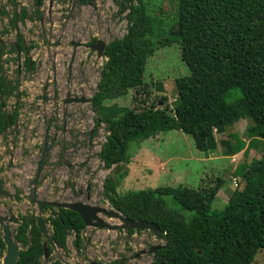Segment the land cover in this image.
I'll use <instances>...</instances> for the list:
<instances>
[{
    "label": "trees",
    "instance_id": "1",
    "mask_svg": "<svg viewBox=\"0 0 264 264\" xmlns=\"http://www.w3.org/2000/svg\"><path fill=\"white\" fill-rule=\"evenodd\" d=\"M147 1L116 0L122 11L128 7L126 33L107 44L92 96L94 122L107 132L99 157L106 169L115 165L103 182V196L126 217L159 228L163 247L155 250L151 264H253L257 253L264 251V152L234 166L231 172L237 179L231 180L230 190L224 189L229 197L221 208L213 204L225 181L217 175L197 188L164 185L121 195L116 188L127 175L120 166L130 162L129 143L139 145L160 132L180 130L191 136L205 158L219 146L223 156L240 151L246 156L264 146V0H172L168 13L160 12V6L159 11L152 10ZM25 15L23 8L20 19ZM173 44L179 45L189 74L174 80L176 97L171 105L164 95L157 104L145 106V101L134 107L113 101L129 92L137 101L148 58ZM155 86L162 90L160 82ZM16 89L0 64V126L6 99ZM232 92L239 96L228 100ZM241 119L250 121L245 139L237 135L230 136L234 143L216 139L215 134L225 133ZM47 211L56 247L66 250L73 234V246L81 253L85 224L80 215L65 208ZM19 218L21 223L13 228L20 244L17 264H43L41 231L35 224L29 226L27 215ZM4 251L0 231V253ZM52 251L49 247V255Z\"/></svg>",
    "mask_w": 264,
    "mask_h": 264
},
{
    "label": "rangeland",
    "instance_id": "2",
    "mask_svg": "<svg viewBox=\"0 0 264 264\" xmlns=\"http://www.w3.org/2000/svg\"><path fill=\"white\" fill-rule=\"evenodd\" d=\"M171 1L149 0L147 2L152 10L159 11L157 7L160 6V12L168 13L172 10ZM52 2L54 5L52 17L55 19L54 24L57 25H53V28H57L59 24L64 25L68 19V27L77 32V36L82 32L83 35L85 34L84 26L88 27L87 30L90 33L94 29L101 38H108L110 41L126 33L125 15L128 11L127 9L122 11L116 0H98V6L95 9L77 7L74 13L68 14L69 17L65 16L69 13L72 0H52ZM41 3L47 4L49 0H42ZM17 7L19 10L24 7L27 13H30L28 19L24 18L19 22V34L24 39V45L27 47L33 45L34 48L30 49V54L37 59L40 53L39 61H43L45 57L41 41L46 36L47 16L43 17L42 22L39 16L33 18L36 16L32 8L35 7L33 0H17ZM1 9L8 12V15L0 14V39L5 41L3 47L4 54L6 53V56L3 54L0 57V64L7 75L15 77L12 80L17 82V89L19 86L24 88L22 91L25 94L20 97L24 102L21 109L31 110L32 107L29 104L33 94L29 88L34 87V84L30 83L33 77L28 76L27 73L18 75L16 69L20 60L9 50V44L14 40V36L10 30H7V33L2 31V28L7 29L6 19L11 17L14 8L8 0H0ZM38 13L42 14L40 9ZM43 24H45L44 28ZM58 29L61 27L59 26ZM101 63L95 61V65L92 66L94 71L89 75V84L85 79V85L89 87L88 95L95 91ZM188 74V68L180 59L178 44L157 49L146 62L143 76L144 89L139 90L137 101L131 99L133 92L113 101L129 107L138 106V101H145L146 103L142 105L145 106L152 102L157 104L158 98L164 95L171 105L176 97L174 80ZM93 76L96 77L91 80ZM157 82L162 84L161 91H158L155 86ZM238 96V92H232L227 99L232 100ZM12 102L13 97L6 99L8 111L11 109ZM40 108L39 114L31 111L32 114L19 118L23 121V125L27 124L29 127L23 126L18 130H6L0 133V183L3 191L10 194L8 197L0 193V214H8L9 207L16 216L38 214L37 206L30 201L28 194L31 192L32 179L44 142L48 146L47 160L37 183V198L61 202L80 200L91 205H105L110 208L108 200L103 196L102 188L103 180L110 170L104 168L99 157L107 132L103 125H95V113L91 110L90 104H74L70 110L64 111L66 113L64 128H62L61 108L56 101L43 104ZM249 124L248 119H241L225 133L215 134V137L217 140L229 138L233 143L231 135L245 139V129ZM129 144L131 145L128 149V154L131 156L130 162L120 166V169L127 171V175L117 184L118 194L164 185L176 187L181 184L197 188L204 181H210L214 175H217L225 180L213 202L214 206L219 208L225 205L229 197V192L224 189L230 190L231 180L234 177L231 171L234 166L242 161L250 162L253 158H259L264 152V146H260L258 149L249 150L246 156H242V151L231 156H223L220 153L222 147L219 146L215 153L205 158L196 149L192 137L180 130L160 132L139 145H134L133 142ZM234 158L236 161L232 162ZM224 169L228 177L224 174ZM87 186L91 191L88 200L85 195ZM16 194L19 199L15 198ZM48 214L47 211L44 216L48 217ZM106 220L119 223L114 218ZM11 227L13 228L14 225L11 224ZM48 228L52 231L50 225ZM82 235L85 239V247L81 253L76 252L72 243L74 235L70 234L66 250L56 248L46 260H43V264H52L54 260H59L60 264H88L90 260L99 261L100 264H117V260L124 255L129 256L140 249H149L153 244L163 243V239L156 240L150 231L127 235L120 229L112 231L85 227ZM3 255L4 252L0 253V263H2ZM151 260L152 255L145 254L140 256L139 260H132L129 264H149ZM255 261L257 262L253 264H264L263 249L257 253Z\"/></svg>",
    "mask_w": 264,
    "mask_h": 264
},
{
    "label": "flooded vegetation",
    "instance_id": "3",
    "mask_svg": "<svg viewBox=\"0 0 264 264\" xmlns=\"http://www.w3.org/2000/svg\"><path fill=\"white\" fill-rule=\"evenodd\" d=\"M72 1L73 3L69 9V13H67L65 17H69L68 14L74 13L77 7H86V8L95 9L98 6V0H72ZM8 2L12 3L14 12L13 14H11L10 18L6 19L7 29L2 28V31L4 33H7V30H10L11 34H13L14 40L10 42L9 50L14 53V56L18 60H20V63L17 64V69H16L17 73L20 76L22 73H27L28 76H32L33 81H30V83L31 84L33 83L34 87L31 86L29 88V91H32L33 94V99L30 101L29 104L32 107V109L24 110V111L21 109V107L24 106V102L20 98L23 94H25V92L22 91L24 90V88H21L19 86L18 89H16L15 95L12 96L13 102L10 111L6 110L3 106V108L6 110V115L5 118L1 121L2 124L0 126V131L2 132L6 130H18L23 128V126H25L26 128L29 127L27 124L23 125L22 124L23 121H21V119L19 118H23L26 117L28 114H32L31 111H33V113L39 114L41 113L40 111L41 105L46 103H52L54 101H56L61 108V112H62L61 117L63 121L62 128H64L66 125V119H65L66 113H64V111L70 110L74 104L80 105L85 103L83 102V100L87 99L88 97H91V102L87 104H90L91 106L92 96L94 93L88 95L89 87L85 85V79H86V83L89 84V79H90L89 75L92 71H94V68H92V66L95 65V61L99 62L103 58L104 51L110 40L108 38L107 39L101 38L99 34L95 32L94 29L90 33V31L87 30L88 28L87 26H84L85 34L83 35L82 32L81 35L79 34V36H77L76 35L77 32L71 29V27H68V23H69L68 19L66 23H64V25L59 24L61 29H58L59 26L57 28H53L54 26L57 25L54 24L55 19L52 17V10L54 6L52 0H49V3L47 4L46 3L42 4L41 3L42 0H33L35 7L32 8L36 13V16H33V18L39 16L40 22H42L44 16H47L48 19L47 22L48 26L47 29H45L46 36L45 39L41 41L42 48L44 51L43 55L45 58L43 61H39L41 54L39 53L37 55V59L33 58L32 55L30 54V49L34 48L33 45L29 47L25 46L24 39L19 34V22L22 21L20 19V15L24 7L19 10L17 7V0H8ZM41 4L43 7L41 6ZM39 6H41V8H38ZM38 9L41 10L42 14L38 13ZM3 11L4 9L0 10L1 15L4 16L8 15V12L4 13ZM29 17H30V13H27L26 11L25 19H28ZM44 27L45 24H43V28ZM79 30H81V28ZM4 42L5 41L0 39V51H2L1 48H3L2 55L4 54V47H3V45L5 44ZM103 45H104L103 47L104 50L99 56L98 52L95 50V47H102ZM12 47L14 50H12ZM4 55L6 56V53ZM4 60L6 61L7 59ZM3 73L5 76H7L8 80L13 81L15 85H17V82L15 80H12L15 79V77L6 75L4 69H3ZM95 77L96 76H93L91 80H94ZM96 88H97V84H96ZM9 114L11 116L10 122L7 120ZM96 124L97 123H95V125ZM96 126H98V124ZM66 185L68 186L69 183L67 182ZM0 189L3 191V189L1 188V183H0ZM90 193L91 191L89 190V186H87V189L85 190L86 197L87 195H89L90 197ZM53 201H57V200H53ZM112 231H116V230H112ZM127 231L124 232H126L127 235H132V234H128ZM83 244L85 245V239L83 241ZM136 253L138 252H134L132 255L130 254L129 256L124 255L123 257H120L117 260V264H127V263L129 264L132 260H139L140 256L145 255V254H141L140 256L135 258L134 255ZM90 261H96V260H90ZM90 261L88 262V264H90ZM96 262L97 264H100L99 261Z\"/></svg>",
    "mask_w": 264,
    "mask_h": 264
},
{
    "label": "water",
    "instance_id": "4",
    "mask_svg": "<svg viewBox=\"0 0 264 264\" xmlns=\"http://www.w3.org/2000/svg\"><path fill=\"white\" fill-rule=\"evenodd\" d=\"M128 9V7H127ZM104 45L102 47H95V50L98 52L100 56L102 51L104 50ZM83 102L89 103L91 102V97L84 99ZM11 116L10 114L7 117V120L10 122ZM44 149H42L41 157L37 161V167L35 174L33 176V186L31 192L28 194V198L30 201L37 206L38 214L35 216H28L27 222L29 226L36 225L38 229L41 231V234L44 238L42 246H43V258L46 260L49 256V247L53 250L56 249L53 240V232L50 231L48 225L50 222L47 217L44 216V213L47 212V207H59L69 209L71 211L76 212L82 218L85 227H94L97 229H107V230H117L121 229L124 231L134 230L135 233L137 231H150L155 236L156 240L160 241L162 239V234L159 228L153 222H148L145 220L131 219L122 214L119 210L110 207L109 209L106 206L101 205H91L86 202L77 200L71 202H61V201H52V200H41L36 196V183L39 179L40 173L46 163L47 156V147L46 142L43 145ZM123 148L121 147L119 153L121 154ZM46 156V157H45ZM2 190L0 189V193ZM4 195L10 197L8 192L3 193ZM90 199L89 195H87L86 200ZM8 214H0V227L2 232V240L5 244V251L2 258V263L0 264H17L20 245L14 239L13 229L11 224L14 226L19 225L21 223L20 218L16 216L12 209L9 207L7 210ZM100 214H103L102 217ZM106 218L117 219L119 223H111L107 222ZM163 247L162 243H156L150 246L148 250L141 249L134 255V257H138L141 254H151L154 255L156 249ZM152 262V260H151ZM151 262L149 264H151ZM90 264H97L96 261H90Z\"/></svg>",
    "mask_w": 264,
    "mask_h": 264
},
{
    "label": "clouds",
    "instance_id": "5",
    "mask_svg": "<svg viewBox=\"0 0 264 264\" xmlns=\"http://www.w3.org/2000/svg\"><path fill=\"white\" fill-rule=\"evenodd\" d=\"M126 9H127V8H126ZM127 10H128V9H127ZM126 14H127V13H126ZM126 17H127V16L125 15V19H126ZM1 55H2V54H0V57H1ZM105 60H106V56L104 55L103 58L99 61V63L102 62L101 64H103V62H104ZM101 67H102V66H101ZM100 70H101V68H100ZM6 75H7V74H6ZM99 76H100V72H99ZM98 80H99V79H98ZM97 83H98V81H97ZM16 86H17V85H16ZM14 95H15V94H13V95H11V96H9V97H12V96H14ZM9 97H8V98H9ZM8 98H7V99H8ZM6 106H7V104L4 106L5 109H6ZM6 110H7V109H6ZM6 110H5V111H6ZM46 147H47V151H48V146H47V144H46ZM42 149H43V146H42ZM99 153H100V152H99ZM46 154H47V152H46ZM40 155H41V154H40ZM40 157H41V156H40ZM38 160H39V159H38ZM235 160H236V158H234L232 161H235ZM103 165H104V163H103ZM114 166H115V165H113L109 170L111 171L112 168H113ZM104 168H105V167H104ZM105 169H106V168H105ZM35 171H36V170H35ZM34 174H35V173H34ZM40 174H41V173H40ZM108 174H110V172H109ZM108 174H107V175H108ZM107 175H106V176H107ZM106 176H105V178H106ZM105 178H104V180H105ZM39 179H40V176H39ZM39 179H38V181H39ZM235 179H237V178H236V177H232V182H233ZM32 180H33V179H32ZM104 180H103V182H104ZM38 181H37V183H38ZM37 183H36V192H37ZM88 183L90 184V181H89ZM102 185H103V183H102ZM32 186H33V182L31 183V189H32ZM3 192H6V191H2L1 193L3 194ZM5 196H6V195H5ZM108 202H109V201H108ZM109 204H110V202H109ZM102 206H105V205H102ZM110 206H111V205H110ZM111 207H112V206H111ZM55 208H56V207H55ZM100 216L104 217L103 214H100ZM18 217H19V216H18ZM104 218H105V217H104ZM106 219H107V218H106ZM106 221H107V220H106ZM107 222H108V221H107ZM14 227H15V226H14ZM14 227H13V228H14ZM13 228H12V229H13ZM0 231H1V230H0ZM1 233H2V232H1ZM162 239H163V237H162ZM43 240H44V239H43ZM163 242H164V240H163ZM54 244H55V243H54ZM162 244H163V243H162ZM19 245H20V244H19ZM55 246H56V245H55ZM56 248H57V247H56ZM58 249H59V248H58ZM49 256H50V255H49ZM43 260H44V258H43Z\"/></svg>",
    "mask_w": 264,
    "mask_h": 264
},
{
    "label": "bare ground",
    "instance_id": "6",
    "mask_svg": "<svg viewBox=\"0 0 264 264\" xmlns=\"http://www.w3.org/2000/svg\"><path fill=\"white\" fill-rule=\"evenodd\" d=\"M107 208V207H106ZM107 209H109V208H107Z\"/></svg>",
    "mask_w": 264,
    "mask_h": 264
}]
</instances>
